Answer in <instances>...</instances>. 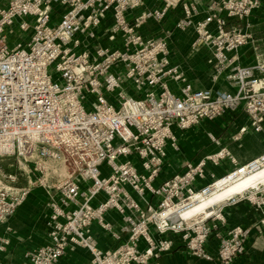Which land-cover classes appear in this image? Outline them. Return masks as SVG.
Wrapping results in <instances>:
<instances>
[{
	"label": "built area",
	"instance_id": "obj_1",
	"mask_svg": "<svg viewBox=\"0 0 264 264\" xmlns=\"http://www.w3.org/2000/svg\"><path fill=\"white\" fill-rule=\"evenodd\" d=\"M164 1L161 9L130 18L144 0H0V161L13 158L23 170L54 177L58 168L51 165L61 164L65 173L52 184L39 181L50 193L46 240L19 264H58L76 247L89 252L87 264H160L161 254L174 246L168 233L191 255L219 264H231L245 251L249 229L237 225L221 233L219 205L209 215H175L217 180L194 187L204 161L185 163L181 173L154 181L166 146L176 147L173 127L183 130L241 108L251 126L261 129L264 76L254 70L264 72V64L236 63L238 49L255 42L248 18L261 0H211L197 21L194 0H182L183 17L175 22L178 30L193 29L192 49L208 48L213 80L226 72L234 92L193 88L171 62V30L141 33L149 19L162 21L179 0ZM261 166L264 153L226 175ZM20 176L0 166V226L30 191L15 186ZM239 196L260 208L264 227V183ZM111 209L120 216L117 228L104 217ZM93 224L116 244L101 249ZM211 236L215 256L206 249ZM8 242L0 235V254Z\"/></svg>",
	"mask_w": 264,
	"mask_h": 264
},
{
	"label": "crops",
	"instance_id": "obj_2",
	"mask_svg": "<svg viewBox=\"0 0 264 264\" xmlns=\"http://www.w3.org/2000/svg\"><path fill=\"white\" fill-rule=\"evenodd\" d=\"M164 0H144V6L129 13V17L139 14L143 9H161ZM195 11L193 20H202L206 15L207 0H194ZM183 1L179 0L170 7L162 21L149 19L140 31L146 35L160 34L162 30H171L168 47L171 62L177 65L196 89H211L234 92L236 84L228 80L226 72L213 80L212 65L207 62L209 50L206 46L192 49L191 42L195 37L193 29L178 30L175 22L183 17ZM261 8L252 12L248 18L250 30L255 42L253 45H244L238 49L236 63L241 66L264 64V0ZM229 24L240 26L242 23L230 19ZM213 27V23L210 24ZM255 76H264V72L254 70ZM170 87L176 90L171 82ZM132 92V90H131ZM176 147L166 146V156L155 184L177 174L185 169V163L196 165L204 161V175L197 178L194 187L198 188L218 179L238 166H242L251 159L264 153V121L261 129L255 130L250 124L248 115L241 109L229 111L212 120L203 119L186 129L173 127ZM41 188L31 190L25 201L16 209L12 216L0 226V235L8 238L5 250L0 254V264H19L24 259V253L42 244L46 240V220L49 210L45 203L47 197ZM151 203H156L155 196L147 195ZM100 196L98 199H101ZM228 201V202H227ZM223 220L217 222L218 230L225 233L234 226L247 227L249 239L243 253L236 256L231 264H264V227L259 223L260 208L239 194L218 204ZM105 220L117 228L120 223L119 214L111 209L105 215ZM93 232L98 239L101 249H108L116 244L109 233L93 224ZM166 237L174 242L173 248L161 254L160 264H219L216 259L205 260L191 255L180 243L178 236L172 233ZM156 238V237H155ZM207 251L215 256L217 240L211 236L206 242ZM89 252L76 247L60 258L58 264H87Z\"/></svg>",
	"mask_w": 264,
	"mask_h": 264
},
{
	"label": "bare ground",
	"instance_id": "obj_3",
	"mask_svg": "<svg viewBox=\"0 0 264 264\" xmlns=\"http://www.w3.org/2000/svg\"><path fill=\"white\" fill-rule=\"evenodd\" d=\"M262 183H264V166L244 174L236 171L234 174L224 175L218 178L212 187L204 193H197L193 202L176 211L175 215L178 218H187L196 214H212L217 204Z\"/></svg>",
	"mask_w": 264,
	"mask_h": 264
},
{
	"label": "rangeland",
	"instance_id": "obj_4",
	"mask_svg": "<svg viewBox=\"0 0 264 264\" xmlns=\"http://www.w3.org/2000/svg\"><path fill=\"white\" fill-rule=\"evenodd\" d=\"M211 0H207V2H209ZM206 2V3H207ZM144 5V4H143ZM17 26V23H15V27ZM48 71L53 75L54 78L57 77L53 67H50L48 69ZM51 163H48V165H50ZM0 166L2 167L3 170H5L6 172H16L21 174L18 182L16 183L15 186H19V187H23V186H30V191L35 189V188H41L44 191H46L44 189V187L42 185L39 184V181H43L46 180L47 182L49 181L50 184L54 183L56 178H62L64 176V168L62 167L61 164H56V165H51L52 168L57 166V176H50L48 173H45V171H42L41 173L38 171H34L33 169H31L30 171H28V169H22V165L19 166L16 161H14L13 158L11 159H4L3 161H0ZM25 171V173L23 172ZM23 174V175H22ZM60 174V175H59ZM31 181L32 183L28 181ZM29 191V192H30ZM46 194H44V197H47V200L49 199V195L50 193H48L47 191L45 192ZM28 195V194H27ZM27 197V196H26ZM25 201V200H24ZM218 205V204H217Z\"/></svg>",
	"mask_w": 264,
	"mask_h": 264
}]
</instances>
